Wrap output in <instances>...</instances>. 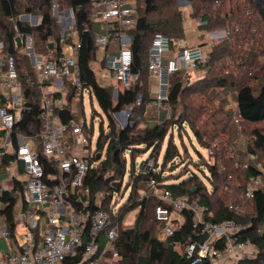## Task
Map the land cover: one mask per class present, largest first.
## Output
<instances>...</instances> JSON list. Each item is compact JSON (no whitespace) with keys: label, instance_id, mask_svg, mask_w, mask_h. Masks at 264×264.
Listing matches in <instances>:
<instances>
[{"label":"built area","instance_id":"2783aa9c","mask_svg":"<svg viewBox=\"0 0 264 264\" xmlns=\"http://www.w3.org/2000/svg\"><path fill=\"white\" fill-rule=\"evenodd\" d=\"M91 1L93 23L83 33L94 32L96 55L102 54L101 58L95 55L91 63L97 83L110 89L116 101L121 91L132 88L138 80V75L132 73L131 49V30L137 25L136 1ZM52 17L59 36L50 35L44 48L31 34L17 33L15 37L17 54L27 58L31 71L24 69L25 63L8 53L0 41V264H123L118 244L122 227L129 228V213L124 215L122 210L128 200L117 206L111 199L109 208H104L105 194L93 192L87 182L96 166L95 131L94 126L79 123L76 113L86 97H95L80 76L82 40L76 29V14L72 8L61 10L55 0ZM197 20L200 27L207 25L202 18ZM11 21L15 23L16 19L12 17ZM19 21L39 27L43 16L24 13ZM94 21L101 24L100 32H95ZM206 32L213 49L222 41L233 39L236 33L241 34V29L228 24L225 29ZM210 51L192 45L185 37L175 42L163 33L155 34L148 70L157 82L154 80L152 89L149 87L148 100L139 94L135 106L158 113L170 110L171 77L181 73L183 88L200 80L206 75ZM224 72L230 73L229 69ZM213 90L225 97L230 93L222 87ZM63 113L71 118L65 121ZM232 117L235 124L241 123L238 109ZM133 118L132 106L113 112L117 130L133 125ZM216 146L215 142L206 148L208 157L215 158ZM248 168L247 164L242 166L244 170ZM224 170V164H219V173ZM161 172L155 157L149 156L140 164L136 174L148 178L137 184L138 207L132 211L136 214L143 202L155 204L159 240L183 231L190 220L191 232L186 234L184 243H175L176 247L184 246L190 264H264L261 248L244 238L251 222L216 219L199 199L175 195L164 187L153 175ZM206 173L212 176L208 170ZM263 188V176L251 177L239 194L230 190L228 209L244 215L248 202ZM263 228L257 232L264 233Z\"/></svg>","mask_w":264,"mask_h":264},{"label":"trees","instance_id":"16d2710c","mask_svg":"<svg viewBox=\"0 0 264 264\" xmlns=\"http://www.w3.org/2000/svg\"><path fill=\"white\" fill-rule=\"evenodd\" d=\"M52 1L40 0L39 5L37 4L38 8H33L31 3H26L25 6L21 4L20 0H0V41L5 44L8 53L15 54L19 60L25 63L24 69L28 71H31L29 61L17 54L19 49L15 45V37L17 33L31 34L37 45L43 48L50 35L58 38L60 31L52 17ZM135 1L137 25L131 30L133 40L131 49L133 53L132 73L138 75V80L135 81L132 88L121 91L116 101L113 100L110 89H103L97 83L96 73L91 64L96 55L94 32L90 30L83 33L85 27H92V1L63 0V4H61L64 9H74L76 14V29L81 34L82 40L78 58L80 76L92 89L100 108L109 117V132L104 131L101 126L97 138L95 154L96 156L101 154V158L99 161L96 160V157L93 158L96 166L90 171L87 181L89 186L93 192L102 191L105 194L104 208H109V201L114 192L120 190L126 176L128 165L126 155L129 154L131 169L128 185L131 186V194L122 210H124V215L134 211L138 207L137 184L148 178V175L136 174L134 162L138 156L137 152H142V154L150 152V156L155 157L159 164L163 144L170 133L171 137L167 142L160 164L162 172L154 173V177L175 195H189L191 199H199L214 213L216 219L232 218L245 224L251 222V227L244 232V238L257 244L263 251L264 258V233L257 232L258 228L264 226V188L256 194L251 202H248L244 215H237L227 207L230 190L239 194L245 182L253 176L264 177V172L252 165H249L246 170L237 168L231 159L224 156L220 161L225 166L222 173L218 171L219 162L212 165L209 160H206L205 166L212 176L207 175L206 171H203L205 173L202 174L206 176L209 185L192 170L178 176L172 174L177 169V167L175 169L172 167L187 150L181 152L177 144L174 143L173 129L176 124H178L179 131H186L184 124L187 123L193 136L205 148L218 139L216 138L218 133L226 131L228 127L231 130L237 126L232 117V109L223 104L217 106L208 97L212 87L227 88L230 92L232 90L241 115V124L258 127L253 130L254 147L264 153V129H260L258 126L264 122V44H262L264 42V0H245L252 14L250 18L246 15L244 22L247 24L249 22L251 25L257 23L261 38L256 33L248 35L247 38L242 30L241 22L233 21L242 17L241 10L244 7L245 11L248 9L243 0H187L192 7V17L207 21V25L202 27L205 31L222 30L228 24H232L234 28L240 27L241 34L236 33L233 39L224 40L211 49L206 75L200 80L193 81L183 88L181 73L171 77L170 105L172 109H176L178 106L182 107L177 119L174 121L171 119L164 125L147 127L138 132H136V124L140 116L137 115V112L144 107L135 106V102L138 95L142 93L148 100L150 77L148 58L152 40L155 34L163 33L176 42L184 38V28L177 0ZM34 2L36 3V1ZM24 13L42 15V25L30 27L19 21V16ZM233 14L234 17H232ZM12 17L16 19L15 23L19 29L17 32L15 23L11 21ZM231 60L233 64H231ZM237 65L243 66V68H238ZM225 69H229L230 73L225 75ZM128 106L133 107V125L117 130L112 114ZM34 107L37 110V106ZM34 112L36 116L37 112ZM63 115L65 121L71 118L66 113ZM26 122L28 120L23 123V126ZM209 141L210 143L207 144L206 142ZM250 151H252L251 148ZM200 157H202L201 154ZM167 165H170L172 169H166ZM230 175L232 176L231 180H229ZM170 181L176 182L170 184ZM114 183H118L119 186L116 187ZM11 201L12 203L7 209L9 215H11L14 204L13 199ZM154 206L155 204L152 202H143V207L135 214L132 231L128 232L129 228L122 227L118 249L123 264H190L184 255V246L176 247L175 245L179 241L184 243L186 234L191 232L190 220L183 231L161 241L158 239L160 224L155 220Z\"/></svg>","mask_w":264,"mask_h":264},{"label":"rangeland","instance_id":"374dc122","mask_svg":"<svg viewBox=\"0 0 264 264\" xmlns=\"http://www.w3.org/2000/svg\"><path fill=\"white\" fill-rule=\"evenodd\" d=\"M34 1H36V3ZM54 1L55 0H53L52 3ZM243 1L246 8H248L246 1ZM20 2L25 6L26 3H31L33 8H38L40 0H30V2L29 0H20ZM58 2L60 9L64 10V6L61 5L63 4V0H59ZM177 2L180 6V12L183 19L184 37L189 41V43L193 45H201L204 51L209 52L211 50V46H209L210 37L208 36L207 32L202 27H200L199 21L192 17L193 11L191 5L186 2L181 3L180 0H177ZM234 5L235 7H237L235 3ZM241 14L242 17L239 20L233 21L237 23L241 22L240 24L242 26V30L246 34L247 38L248 35L251 36V34L254 33H256L258 37L261 36L257 23L251 25L249 22L248 24L244 22L246 15L248 18L251 17L252 11L250 10V8L245 11L244 7V9L241 10ZM232 17H234V14ZM248 41H251V39H248ZM262 44H264V42H262ZM101 55L102 54H99L100 58ZM154 80L155 82H157L156 78H154ZM114 84H116V82H114ZM213 88L214 87L210 89L208 97H210V99L213 100L217 106L223 104L227 108H231L234 113L237 110V102L232 90L228 94V96L225 97L223 95L221 96L220 93H215L214 90L213 92H211ZM181 110L182 107L178 106V108L176 109H172L171 107V109L168 111H162L158 113L152 110H147L146 108H142L137 112V115L140 116V119H138V122L136 124V132L147 127L149 128L156 125H164L171 119L172 121H174L180 116ZM76 117L79 123L86 122L89 126H94L95 138L93 141V148H95L101 126L104 131L109 132V117L102 111L97 100L95 98L91 100L90 96L85 98L83 104H79V109L77 110ZM184 125L187 132L185 130L179 131L178 124H176L175 128L173 129L174 143L177 144L181 152L187 149L184 152L183 156L178 159L176 165L172 167L173 169L177 167V169L172 172V174H176L175 176L182 175L183 173L187 174L188 171L192 170L195 171L203 179V181H207V179L205 178L206 176L202 174L205 173L203 171L207 170V167L205 166L206 160H209V162H219V164H222L223 162L220 161L224 156L231 159L234 162L235 167L237 168H242L243 165L247 164L255 166L258 170L264 172V153L259 148L254 147L255 139L253 130L255 128H258L256 127V125H243L240 123L239 125L233 127L231 130H229L228 127L226 131H221L222 133H218L216 135V138H218L217 141H213V143H217L215 158L208 157L206 148L200 145L197 139L193 136L192 131L189 129V125L187 123H185ZM258 126L260 129H264V122L260 123ZM178 132L180 133V136ZM170 137L171 134L169 133L166 137L165 144H163L159 159L160 164L162 163L165 147ZM206 143L208 144L210 143V141ZM250 148L252 149V151H250ZM137 154L138 156L134 162L136 170L139 169L140 164L143 161L149 158L151 153L147 152L145 154H142V152H137ZM200 154L202 155V157H200ZM126 157L128 158L126 176L120 187V190L115 191L112 197L113 201H116L117 206L124 204L131 194V186L128 185V176L131 169L130 155L127 154ZM165 168H169L170 170L172 169L170 165H167ZM175 182L176 181H170L169 183L172 184ZM134 214L135 212H130L128 215L129 225L127 226L129 227V229H132L134 226L133 223H130L132 221V218L134 217Z\"/></svg>","mask_w":264,"mask_h":264},{"label":"crops","instance_id":"0c3cea01","mask_svg":"<svg viewBox=\"0 0 264 264\" xmlns=\"http://www.w3.org/2000/svg\"><path fill=\"white\" fill-rule=\"evenodd\" d=\"M94 29H95V32H100L101 31V24L99 23V22H95L94 21ZM193 45V44H192ZM99 52L97 53V55L99 56ZM96 55V56H97ZM153 83H154V80L151 78V76L149 77V86H148V91H149V87L151 88L152 87V85H153ZM152 89V88H151ZM1 246H2V244H1Z\"/></svg>","mask_w":264,"mask_h":264},{"label":"water","instance_id":"95a60500","mask_svg":"<svg viewBox=\"0 0 264 264\" xmlns=\"http://www.w3.org/2000/svg\"><path fill=\"white\" fill-rule=\"evenodd\" d=\"M180 2H181V3H182V2H184V3L186 2V3H187L188 1H187V0H180ZM16 41L18 42V46L20 47V46L22 45V44H21V38L18 37V38L16 39ZM100 157H101L100 154H98L97 157H96V159L99 160ZM115 185H116V187L119 186L118 183H115ZM131 231H132V229H129V230H128V232H131Z\"/></svg>","mask_w":264,"mask_h":264}]
</instances>
